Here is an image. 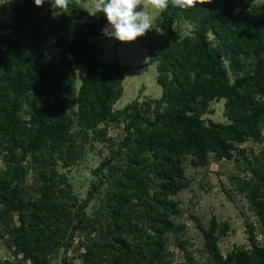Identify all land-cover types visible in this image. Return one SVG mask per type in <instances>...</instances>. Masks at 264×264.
<instances>
[{"label": "trees", "instance_id": "obj_1", "mask_svg": "<svg viewBox=\"0 0 264 264\" xmlns=\"http://www.w3.org/2000/svg\"><path fill=\"white\" fill-rule=\"evenodd\" d=\"M10 10L0 29V238L14 255L7 264H54L61 250V264H167L172 237L190 264H264V156L240 147L263 139L264 0L161 10L158 30L141 45L162 94L120 109L127 65L99 60L89 43L103 35L105 16H90L77 0L56 17L34 0H13ZM79 64L85 75L70 112ZM221 99L227 121H206ZM122 124L121 139L108 135ZM95 142L108 151L81 199L60 167L78 165ZM187 158L194 168L242 162L248 175L236 188L259 222L244 221L250 248L223 254L231 223L213 215L205 224L189 212L205 259L192 256L182 238L188 227L177 219L176 197L190 186Z\"/></svg>", "mask_w": 264, "mask_h": 264}, {"label": "rangeland", "instance_id": "obj_2", "mask_svg": "<svg viewBox=\"0 0 264 264\" xmlns=\"http://www.w3.org/2000/svg\"><path fill=\"white\" fill-rule=\"evenodd\" d=\"M77 1L81 2L87 10L92 2V0ZM12 2L13 0H0V29L2 22L10 18ZM144 10L149 14L153 22V28L145 35L147 36L149 33L158 30L156 19L161 10H157L150 5H146ZM84 20H90V16L86 15L81 19V21ZM106 26L107 23H105L103 28ZM182 29L185 33H189L192 26L183 24ZM143 37L138 38L136 42L132 43H121L104 34L89 37V43L92 44L91 47L95 52L96 58L102 61L119 58L122 64L127 65L125 79L123 81L124 92L121 98L114 104L115 109L123 108L137 98L142 101L149 97H160L162 94V87L157 82V65L156 63L149 62V54L141 45V39ZM75 70L77 75L76 87L68 104L70 112L77 107V92L85 75L83 65L79 64L75 66ZM210 107L213 109V112L203 115L206 121H227L224 115V99L213 101ZM124 134L123 124L119 127L111 125L108 128V135L116 140L121 139ZM89 146L90 144L86 146V157L78 165L70 169L60 167V171L68 175L73 192L81 199L87 197L88 190L91 187V181L93 179L92 169L100 164L108 151L104 143L95 142L92 148ZM240 147L245 148L247 154L253 150L258 154L263 152L264 156V131L263 139L260 142H252L249 140L241 144ZM185 162L187 164L186 171L187 177L190 179V186L181 191L176 197L180 201L182 210V213L177 219L180 222L186 223L188 227L187 233L182 238L189 240L188 250L192 251V256L197 260L205 259L202 235L193 220L189 217V212L201 217L205 224L213 215L219 220H228L231 223L229 233L223 236L219 242L223 254H226L235 247L250 248L251 244L248 240V233L244 221L246 218H249L251 221L257 223V226H259V222L250 210L246 197L236 188L239 178L248 175V173L242 171V162L233 159L216 162L211 159L205 167L198 168L190 165L189 158ZM2 165L0 156V167ZM227 191L230 192L231 196H229ZM91 209L92 206L89 208L90 213ZM257 235L261 242L264 241V236L259 227L257 229ZM78 241L75 238V244ZM169 251L170 256L167 264H190L184 251L175 245L173 237L170 241ZM62 254L63 251L61 250L56 259L53 260L54 264H61ZM76 254L75 248H72L68 253L69 257H73L74 262L78 263L80 258ZM13 259L14 255L7 247L5 240L0 238V264H7V261H14Z\"/></svg>", "mask_w": 264, "mask_h": 264}, {"label": "clouds", "instance_id": "obj_3", "mask_svg": "<svg viewBox=\"0 0 264 264\" xmlns=\"http://www.w3.org/2000/svg\"><path fill=\"white\" fill-rule=\"evenodd\" d=\"M46 2L51 5L53 17L69 12L70 0H34L37 7H43ZM211 2L212 0H92L86 11L90 16L106 17L108 24L102 30L104 35L121 43H132L153 28L152 19L144 10L146 5L157 10H164L171 5L188 11L198 4Z\"/></svg>", "mask_w": 264, "mask_h": 264}, {"label": "built area", "instance_id": "obj_4", "mask_svg": "<svg viewBox=\"0 0 264 264\" xmlns=\"http://www.w3.org/2000/svg\"><path fill=\"white\" fill-rule=\"evenodd\" d=\"M76 240H78V238H76Z\"/></svg>", "mask_w": 264, "mask_h": 264}]
</instances>
